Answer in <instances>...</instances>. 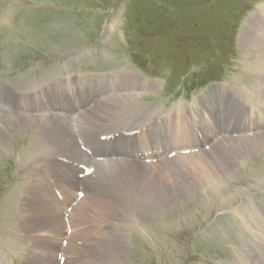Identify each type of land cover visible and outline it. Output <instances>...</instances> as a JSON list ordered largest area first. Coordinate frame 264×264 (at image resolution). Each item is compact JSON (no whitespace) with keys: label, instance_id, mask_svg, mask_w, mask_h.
Returning <instances> with one entry per match:
<instances>
[{"label":"rangeland","instance_id":"1","mask_svg":"<svg viewBox=\"0 0 264 264\" xmlns=\"http://www.w3.org/2000/svg\"><path fill=\"white\" fill-rule=\"evenodd\" d=\"M116 2L0 0V264L7 262L6 259L12 260V264H21L22 255L27 256L34 250L25 240H42L44 235L47 236L44 232L31 234L25 227L21 228V199L29 175L26 166L32 164L28 159L38 154L36 163L46 165L44 154L58 149L62 153L61 158L74 161L75 164L83 163L65 155L55 145L46 151L45 140L48 137L39 125L32 126L14 119L19 114L37 119V112L43 106L48 111L47 105L54 101V89L57 87L69 92L73 80L91 78L81 83L80 97L64 94L76 100L75 103L68 102L69 108L80 104L77 101L80 99L92 112L99 109L106 113L99 121L88 118L80 122L83 113L78 112L76 123L85 134L95 130H99L97 134L101 131L112 134L117 130L135 129L137 122L125 118V115L140 111L144 115H154L158 111L170 114L172 109L180 105L195 109L201 102L208 111L223 115L221 106L217 105L219 101L221 105L225 103L226 109L230 105L241 106L245 103L236 100L235 95L230 93L231 88L251 101L249 90L255 85L261 90V94L257 95L264 97L260 76L256 72V58L262 37L260 31L252 26L253 20H247L264 4V0H124L117 7ZM108 7L114 9H108L104 17L101 14L105 10L102 9ZM81 17L84 21L80 20ZM241 43L245 48H242ZM136 66L144 70L145 74L141 75ZM131 69L139 71L147 82L137 84L133 79H126L124 74ZM121 75L123 79H115L118 86L109 96L106 87L99 83V77L116 78ZM219 75V80H212L214 82L206 85V78L215 79ZM102 79L104 81V77ZM181 80L183 84L178 96L172 95L171 90ZM120 81L128 84L119 86ZM204 82L197 92L184 94V90ZM4 84L18 94L35 93L38 97L31 107H22L21 98L18 99L11 90H6ZM217 85H226V93L221 97H218V94H222L220 90L214 93L208 91ZM131 86L134 91L130 89ZM73 88L77 89L78 86ZM128 97L133 101L131 105H128L130 102L125 105L116 102ZM214 101L215 108H211ZM7 106L19 113H3L2 110ZM66 119L70 118H59L61 121ZM158 134L164 142L167 137L174 135L168 127L158 130ZM73 140L76 144L74 137ZM122 140L125 141V138L119 142ZM218 140L211 147L219 146L221 143ZM117 143L113 142V145ZM89 146L93 150L102 148L116 158L129 153L116 145V148H111L99 141L97 145L91 143ZM82 154L88 160L86 154ZM245 154L244 160L236 163L240 155L234 151L226 153L227 159H233V163L229 164L224 159L211 165L212 172L216 170L215 166L222 168L224 172L221 179L206 185H201L197 179L189 198L174 204L164 202L160 219H155L152 212L143 215L140 223L146 234L133 225L122 223L125 235L130 238L127 242L130 253L127 259L124 256L119 263L236 264L235 259L243 251L250 264H259L248 252L249 245L246 243L248 240L258 246L260 243L259 250L264 256V216H260L262 210L264 213V154L256 150ZM160 155L162 157L163 152ZM209 155L214 153L209 152ZM118 161L136 163L137 159ZM106 162L109 161L102 163ZM102 163H95L93 175L100 181L99 165ZM184 166L177 161L167 164L171 171L190 176L189 168ZM181 167L184 168L179 170ZM30 168L32 170L35 167ZM68 171L72 172L70 169ZM241 193L245 202L233 205ZM224 195L232 198L221 206L219 197ZM250 195L262 209L259 212L252 205L246 208L244 203ZM40 208V202L33 203L31 207L29 213H32L30 216L34 222L40 218ZM248 209L252 216L248 214ZM256 212L257 215L254 214ZM35 215L38 217L34 218ZM116 224L111 223L110 227H116ZM62 233L55 242H60ZM51 255L34 250L31 257H49L55 264L56 254ZM88 259H83L85 264H93ZM73 263L67 261L64 264ZM96 264H110L109 252L98 255Z\"/></svg>","mask_w":264,"mask_h":264},{"label":"bare ground","instance_id":"2","mask_svg":"<svg viewBox=\"0 0 264 264\" xmlns=\"http://www.w3.org/2000/svg\"><path fill=\"white\" fill-rule=\"evenodd\" d=\"M247 20H253L252 26L260 31L262 37L261 48L256 58V72L259 73L260 85L264 91V4L260 5ZM240 45L242 48H245L242 43ZM257 46H259V44H257ZM130 73L131 71L127 72L124 77L129 79ZM122 77L123 76H121V79H123ZM134 78V81L139 84L140 79L136 75H134ZM99 79L101 80L99 83H102L107 89L106 92L110 93V96H112L116 89H113L115 87L114 83L103 81L102 77ZM85 80L88 79L73 80L72 87L75 85L78 86L77 89L71 90V95L73 97H75V95L79 96V90L80 87H82L81 83L83 84ZM124 84L127 85L128 83L120 81L119 86ZM5 88L6 90L14 92L6 85ZM130 89L134 91L133 86H131ZM219 90L222 94H218V97L226 93L225 86L212 87L210 92L214 93ZM137 91L139 92V90ZM230 93L235 95L237 101L245 103L241 106L230 105L227 109L225 108V103L221 105L219 101L217 105L221 106V113L224 114L226 119L233 120L236 123V128L240 132L237 129H233L235 124L233 123L231 126L233 134L245 132V134H251L250 136L226 140V134H219L217 136L212 135V133L220 127L222 115L216 111L215 113L208 111L202 102L198 105L197 110L185 105H180L172 109L170 114L158 111L154 115H151V113L144 115L142 112L125 115V118L131 119L134 123L137 122L135 124L136 128L123 129L122 132L121 130L115 131L114 133H118V137L115 138L113 142H118L115 145L128 150L129 153L126 156L120 155L119 158L116 159H113V156H111V158L105 160L109 162L100 164L99 166L101 169L99 171L101 174V181L98 179L95 181V177L93 176L85 177L81 181L78 180L75 175L79 173V171L75 169V172H70L57 161V158L62 156V153L58 149L51 150L50 152L47 150L53 149L55 145L65 155L76 161L83 163L88 162L82 154L83 151L81 152L79 149L81 146L80 142L85 140L87 145L91 143L97 145L99 136L111 133L101 131L97 134L99 130L87 134L80 133L76 123L78 119L77 113L80 111L83 113L80 115V122H85L88 118L99 121L106 116L104 111L96 109L92 112L80 99H77L80 104H75L73 107L69 108L67 107L68 102L75 103V98L65 97L64 94H59L54 96L52 104L47 105V107H49L48 111L45 109V106H43L41 111L37 112L39 114L37 119L31 116H24L23 114L15 116L14 119L16 121L23 123L28 122L29 125L32 126L39 125L41 131L48 137L45 140L47 152L45 151L46 154H44V156L47 158L46 165L32 163L27 166L30 170V166L35 168L31 170V179H27L28 182L25 184V191L22 194L21 213L23 215V221L21 228L24 229L25 227L31 234L44 232L49 237L44 235V237L42 236V240L34 237L37 240L28 239L25 241L31 244L34 250H38L43 254L46 252L47 254L53 255L61 250L66 254V262H75L73 264H85L83 259L86 260V257H89L90 259L88 260L96 264L97 256L106 251L110 254V264H120V260L123 259L124 256L125 258L129 256L128 254L130 253V245L127 243L130 238L128 239L125 235V229L121 226L122 223L133 225L136 229L143 230L145 233V228L140 223L143 219V215L152 212L155 219H160L159 215L163 213L164 202L174 204L175 202L189 198L192 195L193 185L197 182V179L201 185L211 184L213 181L221 179L224 172L222 168L220 166H215L216 170L212 172L211 165L227 159L226 153L228 154L229 151H234L240 155L236 158V163L240 162V160H244L245 153L247 152L256 150L264 154V105H261L264 97L258 100L255 106H252L248 102V99L234 88H231ZM16 94L18 99L21 98L20 105L25 108L31 107L38 97L35 93ZM28 96H34V98L26 99ZM109 102L107 103L109 104ZM116 102L124 105L129 102L130 104L128 105L133 103L129 97ZM30 109L37 110L39 108ZM2 111L7 115L19 113L18 110L8 106ZM7 111H12V113H7ZM65 117L70 119L64 121L59 120V118ZM1 119L2 117H0V122ZM101 121H105V119ZM117 122H119V120ZM125 123L126 122H122V124ZM167 127L170 132L175 130L176 134L180 135L178 138L174 137L172 139V143L174 144L172 147L178 151L199 147L201 144L210 145L208 150L203 151V153L198 152L197 154H190L187 157L177 155L173 160L187 166L190 176L187 174L180 175L167 167V164L173 161H167L166 149L161 148L163 151L162 157L159 151L154 150L155 152H152L154 154L152 158L157 159V162L155 160V164L147 165L142 160L143 154L147 153L148 150H153V146L150 142L155 138L157 131L160 129L165 130ZM131 130H138V133L136 135H128L127 137L122 136L123 132ZM195 130L202 131L206 136H203L201 140H197L195 137ZM73 137L78 146L75 144ZM122 138H125V141L122 140V142H119ZM217 140L221 144L211 147ZM52 141L55 143L53 144ZM105 144H108L111 148H116L113 143ZM96 149L97 151H103L102 148ZM209 152L214 153V155H209ZM132 159H137V162L129 163L118 161ZM183 159H187V164ZM227 160L229 164L234 161L229 157ZM60 169H62V172ZM201 172H203V174H201ZM196 174L198 177L193 178L192 176ZM128 181L134 182V184L130 185ZM55 183L64 184L61 191L62 196H60L59 199L53 194V186ZM80 186L84 188L86 194L81 200V203L77 204V207H75L69 215V224L73 230L68 241L72 245H67V247L62 249L61 246L55 242V240H58V236L66 229L61 211L66 206L71 205L73 202L72 190L75 191V189ZM198 189H200V187ZM110 193H113V195H110ZM231 198V196H221L219 197V204L223 206L229 203ZM246 200V203H248L250 207L252 205L259 212V209L253 205L252 199L246 198ZM37 202H40L41 207L38 211V213H40V218L34 222L30 216L32 213L29 212L33 203ZM82 204L89 213H80L78 206ZM41 213H43L42 216ZM248 214L252 216L249 209ZM254 214L257 215L258 213L256 212ZM260 216H264L263 210ZM37 217L36 215L34 216V218ZM111 223H117L116 227H110ZM144 233L142 232V234ZM77 238L83 239L81 240L83 245L72 243L73 240L77 241ZM246 244L249 245L248 252L252 253L254 259L259 262V264H264V256L259 250L260 243L258 246L256 243L248 240ZM33 251H30L27 256L22 255L21 264H54V260L49 257L40 258L41 261L38 257L32 258L31 254ZM6 260L7 262L3 264H12L13 262L12 260ZM234 262L236 264H250L243 251Z\"/></svg>","mask_w":264,"mask_h":264}]
</instances>
